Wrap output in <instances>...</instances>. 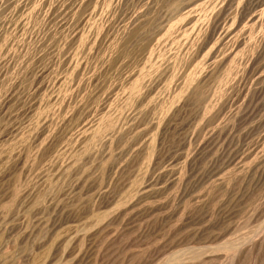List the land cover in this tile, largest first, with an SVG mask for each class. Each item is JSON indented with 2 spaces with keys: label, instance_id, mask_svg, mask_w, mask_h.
Listing matches in <instances>:
<instances>
[{
  "label": "rangeland",
  "instance_id": "obj_1",
  "mask_svg": "<svg viewBox=\"0 0 264 264\" xmlns=\"http://www.w3.org/2000/svg\"><path fill=\"white\" fill-rule=\"evenodd\" d=\"M0 264H264V0H0Z\"/></svg>",
  "mask_w": 264,
  "mask_h": 264
},
{
  "label": "bare ground",
  "instance_id": "obj_2",
  "mask_svg": "<svg viewBox=\"0 0 264 264\" xmlns=\"http://www.w3.org/2000/svg\"><path fill=\"white\" fill-rule=\"evenodd\" d=\"M195 4V3H194ZM196 9V8H195ZM95 10L96 9H94V11L93 12H95ZM190 14V13H189ZM192 15V14H191ZM191 35V34H190ZM37 36V35H36ZM34 40V39H33ZM37 40V39H36ZM157 49V48H156ZM156 54V53H155ZM162 57H163V55H162ZM143 58V57H142ZM161 58V57H160ZM147 59H149V57L147 58ZM159 59V58H158ZM153 60H154V58H153ZM158 61H160V60H158ZM156 62V61H155ZM161 62V61H160ZM144 64V63H143ZM145 65V64H144ZM156 65V64H155ZM140 67V66H139ZM159 67V66H158ZM142 68V67H141ZM149 68V67H148ZM136 72V71H135ZM142 73V72H141ZM137 74V73H136ZM140 78H141V76H140ZM146 79V78H145ZM141 84V83H140ZM136 89V88H135ZM53 184V183H52ZM143 185V184H142ZM148 185V184H147ZM147 185L145 184L144 186H142V188H141V191L143 192L145 189H147ZM139 190H140V188H139ZM140 191V193H142ZM145 192V191H144Z\"/></svg>",
  "mask_w": 264,
  "mask_h": 264
}]
</instances>
